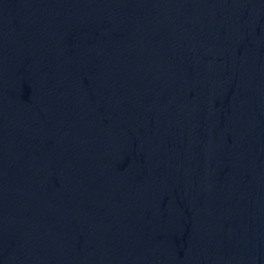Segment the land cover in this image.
Returning <instances> with one entry per match:
<instances>
[{"label":"water","instance_id":"water-1","mask_svg":"<svg viewBox=\"0 0 264 264\" xmlns=\"http://www.w3.org/2000/svg\"><path fill=\"white\" fill-rule=\"evenodd\" d=\"M0 264H264V0H0Z\"/></svg>","mask_w":264,"mask_h":264}]
</instances>
